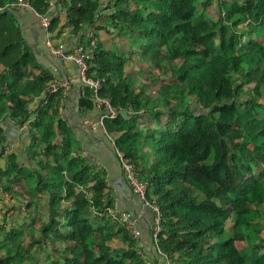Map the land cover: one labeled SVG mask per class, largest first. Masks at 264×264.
Returning a JSON list of instances; mask_svg holds the SVG:
<instances>
[{"label": "trees", "instance_id": "16d2710c", "mask_svg": "<svg viewBox=\"0 0 264 264\" xmlns=\"http://www.w3.org/2000/svg\"><path fill=\"white\" fill-rule=\"evenodd\" d=\"M15 1L0 0V264H145ZM30 3L92 51L88 76L119 111L106 132L161 211L155 262L264 264V0ZM78 109L95 110L89 90ZM8 122L27 126L21 152H4Z\"/></svg>", "mask_w": 264, "mask_h": 264}, {"label": "built area", "instance_id": "2783aa9c", "mask_svg": "<svg viewBox=\"0 0 264 264\" xmlns=\"http://www.w3.org/2000/svg\"><path fill=\"white\" fill-rule=\"evenodd\" d=\"M50 5V10L53 9L58 0H46ZM12 11H26L30 12L38 24L44 29V49L50 59L60 61L62 63H71L77 70L76 80L73 77L57 78V81L47 90L51 93L60 91L63 98L66 96L67 90L70 86L77 82L80 86V94L84 95L86 90H89L92 95V99L95 103V110L97 115L94 119L86 118L82 124L91 131H99L104 139L111 144L113 148L114 158L117 161L118 167L122 174L124 181L126 182L131 194L138 200L141 205L140 210L137 213L131 214L127 212H121L119 215V222L124 227L126 232L135 241L138 253L145 264H149L146 253L142 246V231L139 227V223L148 217L149 223V238L153 243L156 253L160 254L158 248V236L161 231L162 215L160 209L150 203L147 198L148 186L145 183L140 182L135 176L133 165L127 163L122 152L118 151L114 145V141L108 135L105 129V123L109 120L115 119L119 111L109 104L108 101L99 97V92L102 88V81L96 80L88 76L90 61L93 58L92 51L86 50L81 44L77 43L74 46L68 47L66 44L56 42L52 33L48 31L50 26V17L47 15L37 14L30 3V0H16L9 6ZM93 46V43H91ZM65 100L60 102V109L64 105ZM14 146L7 145L5 147V154H10L13 151ZM83 157L88 162L95 166L99 170H103L101 165L90 159L88 153H83ZM1 204V203H0ZM166 264H174L167 262Z\"/></svg>", "mask_w": 264, "mask_h": 264}, {"label": "crops", "instance_id": "0c3cea01", "mask_svg": "<svg viewBox=\"0 0 264 264\" xmlns=\"http://www.w3.org/2000/svg\"><path fill=\"white\" fill-rule=\"evenodd\" d=\"M56 5V4H55ZM22 31L25 40L33 48L37 60L39 63L48 69L50 72L56 75V78L73 77L77 78V70L71 63H62L57 60L50 59L44 49V29L38 24L35 17L26 11H14ZM70 29L67 28L65 32L54 39L56 42L66 44L68 47L74 46L79 43V40L71 36ZM80 86L77 82H74L66 92L65 101V113L63 118L67 121L68 125L72 127L74 131L75 140L79 145V148L83 153H88L90 159L101 165L102 169L106 172L107 182L113 189L115 196L117 211H127L128 213H137L141 205L138 200L131 194L126 182L124 181L117 161L114 158L113 148L99 131H91L86 128L82 122L86 118L94 119L97 115V111L87 113L79 111L78 100L80 97ZM7 143L13 145V150L21 152V147H24L28 143L27 126L24 125L21 128L14 126L11 123H7ZM21 162L23 159H20ZM1 197V194H0ZM4 202H6L7 208L11 206V201L6 199L7 196H3ZM139 227L142 231V246L146 252L147 260L152 264H162L163 262L159 258L155 262V249L152 247L151 240L149 238V223L148 217H145L140 223ZM156 255V254H155Z\"/></svg>", "mask_w": 264, "mask_h": 264}, {"label": "rangeland", "instance_id": "374dc122", "mask_svg": "<svg viewBox=\"0 0 264 264\" xmlns=\"http://www.w3.org/2000/svg\"><path fill=\"white\" fill-rule=\"evenodd\" d=\"M211 12H212V9H209L208 10V13L209 14H211ZM61 16V15H60ZM175 147H176V143H169L168 145H167V150L169 151V152H172V150H174L175 149ZM0 207H3L1 210H2V212H5L7 209V205H6V202H3V203H1L0 204ZM22 213H24V214H26V212L24 211H22ZM0 216H2L1 214H0ZM35 233V232H34ZM42 258V254H38L37 255V259L38 260H40Z\"/></svg>", "mask_w": 264, "mask_h": 264}, {"label": "water", "instance_id": "95a60500", "mask_svg": "<svg viewBox=\"0 0 264 264\" xmlns=\"http://www.w3.org/2000/svg\"><path fill=\"white\" fill-rule=\"evenodd\" d=\"M121 115H122L123 118L127 117L125 112H121Z\"/></svg>", "mask_w": 264, "mask_h": 264}]
</instances>
